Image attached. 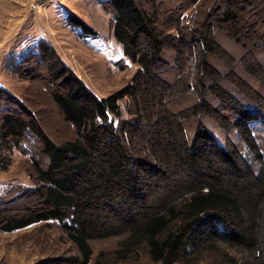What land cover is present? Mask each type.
I'll return each instance as SVG.
<instances>
[{"label": "trees", "instance_id": "1", "mask_svg": "<svg viewBox=\"0 0 264 264\" xmlns=\"http://www.w3.org/2000/svg\"><path fill=\"white\" fill-rule=\"evenodd\" d=\"M99 1L124 55L138 66L133 82L99 97L44 41L9 61L17 75L37 62L46 66L69 134L50 136L34 111L0 86V162L6 167L15 150L27 153L33 181L13 207L0 209L1 229L56 224L77 251L66 264H89L97 241L116 242L119 258L144 254L152 264H264V151L254 131L260 124L264 137V115L234 104L226 129L235 135L224 142L198 120L213 113L205 98L173 109L185 91L202 93L198 83L216 50L214 26L241 31L236 6L257 0H215L221 8L212 21V7L206 10L193 41L179 20L173 32L159 25L157 0L151 9L137 0ZM70 23L93 34L76 19ZM166 44L177 55L182 88L176 95L159 77ZM140 90L153 96H138ZM6 104L18 110L1 111Z\"/></svg>", "mask_w": 264, "mask_h": 264}, {"label": "rangeland", "instance_id": "2", "mask_svg": "<svg viewBox=\"0 0 264 264\" xmlns=\"http://www.w3.org/2000/svg\"><path fill=\"white\" fill-rule=\"evenodd\" d=\"M137 1L145 8H152V0ZM155 4L163 29L169 27L167 31L173 32L172 26L179 20L185 37L193 41L200 34L206 10L212 7L213 15L208 19L212 21L222 1L218 7L215 0H157ZM236 9L241 31L226 32L224 25L214 26L212 30L216 50L208 55L209 69L198 83L202 93L188 95L184 90L173 104V109L181 110L205 98L213 113H203L198 120L224 142L235 135L233 128L229 135L226 129L235 119L234 104L255 107L259 117L264 115V0L236 6ZM195 13L199 15L193 18ZM74 19L93 34L84 35L80 26L70 23ZM41 41L52 47L61 61L99 97L131 85L138 69L113 36L111 14L99 0H0V86L28 105L43 129L57 140L68 136L69 129L52 101L46 66L37 62V68L22 75L8 67L14 58H21ZM172 46H164L162 62L166 65L161 64L159 77L164 83L172 84L176 95L182 87L180 72L173 67L177 55ZM137 94L153 96L150 91L140 90ZM126 99L121 101L122 105ZM10 109L18 110L6 104L1 111ZM195 124L191 123L188 129L192 131ZM254 131L264 151L262 126L256 124ZM28 160L27 153L15 150L8 166L0 162V209L13 207L23 189L33 186ZM117 248L114 241L93 243L94 253L89 264H152L144 254L119 258L115 253ZM76 254L75 246L54 223L39 222L8 232L0 227V264H66Z\"/></svg>", "mask_w": 264, "mask_h": 264}]
</instances>
